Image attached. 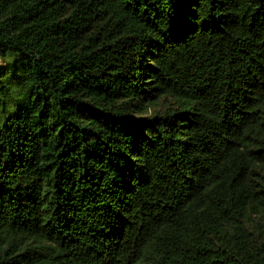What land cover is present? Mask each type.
<instances>
[{"label": "trees", "instance_id": "obj_1", "mask_svg": "<svg viewBox=\"0 0 264 264\" xmlns=\"http://www.w3.org/2000/svg\"><path fill=\"white\" fill-rule=\"evenodd\" d=\"M0 264H264V0H0Z\"/></svg>", "mask_w": 264, "mask_h": 264}]
</instances>
